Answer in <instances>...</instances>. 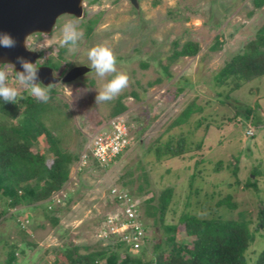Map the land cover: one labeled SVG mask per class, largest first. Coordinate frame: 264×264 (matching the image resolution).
Listing matches in <instances>:
<instances>
[{"label": "rangeland", "instance_id": "rangeland-1", "mask_svg": "<svg viewBox=\"0 0 264 264\" xmlns=\"http://www.w3.org/2000/svg\"><path fill=\"white\" fill-rule=\"evenodd\" d=\"M136 2L137 5L131 0H98L95 3L86 0L83 17L62 15L50 34L36 33L27 39L29 49L51 48L48 55L62 60L58 73H66L77 65H89L87 52L93 46L112 49L118 72L129 77L128 87L116 99L96 104L98 91L115 74L100 78L90 69L72 82L54 84V92H50L47 101L54 113L48 114L47 125L60 137L64 150L79 154L89 137L107 125L121 97L127 107L122 115L130 124V145L121 158L108 167L93 165L77 174L75 164L71 166L68 191L65 189L68 194L71 192V197L68 200L65 191L61 195L62 203L52 215L59 218L58 224L46 216L43 204L36 205L26 209L25 217L31 213L34 219L32 227L22 233L17 224L19 219L9 213L0 222V264L5 263L8 244L14 241L26 247L30 242L37 244L34 248L27 247L23 264L48 262L56 248L67 240L80 245L83 252L87 246L106 244V239L99 238L101 228L110 213L120 211V205L109 192L113 187L121 188L124 182H131L125 187L129 190H136L141 184L145 191H150L135 197L139 204L148 197H154L153 204H158L161 193L168 187L175 190L174 201L181 203L191 174L185 160L177 157L158 160L152 150L159 139L166 141L171 136L175 139L183 136L193 147L202 141L201 153L205 154V161L198 167L200 172L193 189L199 192V198L194 196L193 199L204 201L200 207L193 200L192 210L198 214L204 211L202 217L222 215L226 219L240 218L242 213L245 218L254 220L250 227L253 230L259 207L264 202V77L230 92L227 87H216L213 74L254 37L264 23V6L255 9L252 0ZM97 14L100 19L93 32L87 35V19ZM69 21L76 23L83 33L75 51L59 44L62 28ZM187 41L198 42L199 53L171 60L175 49H180ZM59 48L65 49L61 58ZM142 63L147 66L143 67ZM4 69L9 73V82L13 83V66ZM159 78L161 82L151 84ZM180 87L183 89L179 90ZM194 98L203 109L197 110L188 123L170 128ZM248 109L253 110L249 119L245 116ZM247 128H252L254 135H248ZM37 145L48 153L44 136L38 139ZM219 161L222 165L215 169ZM235 167H238L237 176L233 174ZM254 167L261 171L257 176L258 190L246 187L247 178H255ZM214 191L215 202L219 193L233 194L239 204L233 214L226 208L212 206L215 202L212 197L208 199L207 194ZM23 208L25 205L12 212ZM171 217L169 213L167 219ZM144 223L148 226L146 235L152 237L148 243L150 247L162 237L164 230L153 218L144 216ZM263 248L264 232L257 234L250 244L246 264H255ZM148 257L151 258L152 253L149 252Z\"/></svg>", "mask_w": 264, "mask_h": 264}, {"label": "trees", "instance_id": "trees-1", "mask_svg": "<svg viewBox=\"0 0 264 264\" xmlns=\"http://www.w3.org/2000/svg\"><path fill=\"white\" fill-rule=\"evenodd\" d=\"M89 1L90 3L98 2V0ZM252 3L255 9H261L264 6V0H252ZM99 19L100 14L87 19V35L93 32ZM211 48L215 49L216 46ZM200 50L201 46L198 42L187 41L180 49H175L171 60L196 56ZM50 51L51 48L40 51L39 61L45 58L43 64L58 71L62 60L48 55ZM64 52V48H59L60 58ZM142 66L146 67L147 63H142ZM11 71L15 76L14 69ZM61 74L63 76L64 72ZM262 77H264V23L258 27L254 37L239 52L215 71L213 80L216 87H227L232 92L243 84ZM161 81L162 78H159L151 84ZM48 87L50 92H54L53 86ZM181 89L183 87L179 88ZM220 94L222 92H219ZM22 95L24 99L18 98L17 104L0 99V222L10 213L11 217L19 219L17 222L19 230L25 233L32 227L34 217L31 213H27L25 217L24 213L27 208L32 209L36 205L43 204L46 216L54 224L59 223V218L52 216L55 208H49L48 205L54 194L68 189L71 166L80 159L81 153L73 154L61 147L60 137L47 125L48 114L54 113L47 102L37 101L29 96L26 90L22 91ZM202 109L197 105V98H194L169 127L188 123L192 115ZM126 110L127 107L120 97L110 115L114 117ZM250 114H253L252 109L246 111V118L249 119ZM41 136H44L48 153L37 145ZM201 148L202 141L193 147L183 136L178 139L171 136L166 141L159 139L157 144L153 145L152 150L154 149L158 160L182 158L186 162V169L190 170L191 174L188 189L186 187L184 200L181 203L174 201L175 190L168 187L161 193L158 204H153L154 197H148L143 200V204L139 205L138 219L145 232L148 226L144 223V216L155 219V223H160L164 230L162 237L154 241L150 247L148 243L152 237L147 235H145L144 244L137 249L122 240L118 234L111 235L104 245H99L102 244L100 242L92 248L87 246L84 252L80 245L67 240L62 246L57 247L53 257L43 264H246V252L250 244L256 240L257 234L264 232V202L259 207L253 230L250 227L254 220L245 218L242 213L240 218L226 219L222 215L202 217L204 212L202 210L199 211L200 214L194 212L192 208L195 203L203 206L202 201H204V199L197 201L193 199L194 196L199 198V192H194V183L200 172L198 167L205 161V154L201 153ZM122 154L112 162L119 160ZM93 165L102 167L97 162H93ZM221 165L222 161L217 162L215 169H220ZM237 168L233 170L235 176H237ZM260 173L259 168L254 167L252 174L255 178L252 176L247 178V188L258 190L257 176ZM236 182L239 184L240 180L237 179ZM130 183L124 182V186L121 187L128 196L135 198L150 193L145 191L141 184L136 190L125 188ZM67 191L65 197L69 200L71 192L68 194ZM215 195V191L208 193L207 198L212 197L214 201ZM22 205L26 208L12 212L13 209ZM238 205L233 194L219 193L218 200L212 206L226 208L233 214ZM169 213L172 215L170 220L167 219ZM27 247L34 248L37 244L30 242ZM27 247L20 246L15 241L9 243L4 264H23L22 257L26 254ZM149 252L152 253L151 258L148 257ZM255 264H264V248L256 256Z\"/></svg>", "mask_w": 264, "mask_h": 264}, {"label": "water", "instance_id": "water-1", "mask_svg": "<svg viewBox=\"0 0 264 264\" xmlns=\"http://www.w3.org/2000/svg\"><path fill=\"white\" fill-rule=\"evenodd\" d=\"M86 0H0V32H8L17 40L15 48L0 47V69L3 64L13 66L14 71L23 69L16 63L17 56L36 64L40 58L38 51L28 50L27 39L36 33L50 34L62 15L83 17ZM137 5L136 0H131ZM14 65H13V64ZM86 65H77L63 76L53 75L54 69L39 66L38 79L45 86H52L61 81L72 82L88 72ZM50 84V85H49Z\"/></svg>", "mask_w": 264, "mask_h": 264}, {"label": "clouds", "instance_id": "clouds-1", "mask_svg": "<svg viewBox=\"0 0 264 264\" xmlns=\"http://www.w3.org/2000/svg\"><path fill=\"white\" fill-rule=\"evenodd\" d=\"M82 35L83 33L79 29V26L69 21L62 28V38L59 40V44L61 47H67L69 51H75L78 42L82 39ZM16 45L17 40L14 36L8 32H0V47L15 48ZM28 50L36 52L42 51L44 48H28ZM87 57L90 61L87 66L91 70H94L98 77L104 78L115 74L112 75V79L104 84L102 90L98 91L95 98L96 104L116 99L128 87L129 77L124 72H118L117 58L112 49L104 45L93 46L88 50ZM16 63L23 70L15 71L13 83L9 82V73L5 69H0V99H3L4 102L17 104L18 98L24 99L22 91L26 90L29 96L34 97L37 101L46 103L50 98V88L44 84V86H41L42 83L38 79L39 67L23 56H17ZM53 75H55V72H53ZM62 194H64L63 190ZM54 208H57V206Z\"/></svg>", "mask_w": 264, "mask_h": 264}, {"label": "built area", "instance_id": "built-area-1", "mask_svg": "<svg viewBox=\"0 0 264 264\" xmlns=\"http://www.w3.org/2000/svg\"><path fill=\"white\" fill-rule=\"evenodd\" d=\"M129 130L130 124L124 115L119 114L112 117L106 126L89 137L80 159L75 163L76 173H83L90 169L93 162H97L102 167L108 166L130 145ZM246 133L250 136L254 135V130L248 128ZM109 193L113 200L120 205V211L110 213L106 217L99 238L108 239L111 235L118 234L122 240L132 244L134 248H140L144 244L146 232L138 219L139 201L128 196V193L122 188L113 187ZM61 195L62 191L54 194L48 207L54 208L60 205Z\"/></svg>", "mask_w": 264, "mask_h": 264}, {"label": "flooded vegetation", "instance_id": "flooded-vegetation-1", "mask_svg": "<svg viewBox=\"0 0 264 264\" xmlns=\"http://www.w3.org/2000/svg\"><path fill=\"white\" fill-rule=\"evenodd\" d=\"M40 53V55H41V52H39ZM41 58V57H40ZM40 58L38 59V61L40 60ZM37 61V62H38ZM37 62H36V65H37V67H39V66H46L45 64H43V62L42 61H40L38 64H37ZM6 66H8L7 64H5V65H3V67H2V69H4ZM11 66V65H10ZM55 73L57 74V75H60V76H62V74L61 73H58V71H55ZM65 74V73H64ZM42 86V85H41Z\"/></svg>", "mask_w": 264, "mask_h": 264}, {"label": "crops", "instance_id": "crops-1", "mask_svg": "<svg viewBox=\"0 0 264 264\" xmlns=\"http://www.w3.org/2000/svg\"><path fill=\"white\" fill-rule=\"evenodd\" d=\"M71 173V172H70Z\"/></svg>", "mask_w": 264, "mask_h": 264}]
</instances>
